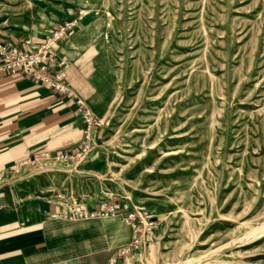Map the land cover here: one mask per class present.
<instances>
[{"label": "rangeland", "instance_id": "1", "mask_svg": "<svg viewBox=\"0 0 264 264\" xmlns=\"http://www.w3.org/2000/svg\"><path fill=\"white\" fill-rule=\"evenodd\" d=\"M66 22L51 51L74 97L39 81L84 115L82 101L89 141L0 173V187L64 209L125 205L80 218L129 226L112 264H264V0H0V33L20 39L0 34L9 48H37ZM68 38L94 106L65 75Z\"/></svg>", "mask_w": 264, "mask_h": 264}, {"label": "crops", "instance_id": "2", "mask_svg": "<svg viewBox=\"0 0 264 264\" xmlns=\"http://www.w3.org/2000/svg\"><path fill=\"white\" fill-rule=\"evenodd\" d=\"M2 34L8 45L20 40ZM74 41L59 44L70 64L65 75L78 96L94 106V83L81 61H74L82 52ZM89 128L76 105L45 83L20 74L0 78L1 174L15 171L34 155H72L89 141ZM61 208L46 197L0 187V264H112L129 238V226L115 217L49 218Z\"/></svg>", "mask_w": 264, "mask_h": 264}, {"label": "built area", "instance_id": "3", "mask_svg": "<svg viewBox=\"0 0 264 264\" xmlns=\"http://www.w3.org/2000/svg\"><path fill=\"white\" fill-rule=\"evenodd\" d=\"M71 28H73V26L70 22L58 25V27L52 31V36L45 44L31 49H21L15 46L9 48L0 38V77L7 72L15 73L18 70H22L27 76L48 83L54 90L65 94V96L71 101L74 95L71 93L68 84L64 81L61 74V65L63 64V61H58L55 53L51 51L53 42L62 36L70 34L72 32ZM26 42L29 44L30 41L27 40ZM55 68L58 70L54 75H51V70ZM78 103L80 108L85 110L83 113L86 121L90 125L92 122L91 118L89 116L87 117V114H89L88 109L84 106L81 100H78ZM87 148V145L84 146L83 151H86ZM40 156H47V153L41 154ZM65 157V155H57L58 159H65ZM35 161H37L36 155H34L33 158L27 159L25 164H31ZM62 204V206H65V209L63 208L59 214L55 211L51 215L54 217H68V219L77 220L88 217H104L108 216L110 213L123 215L127 212V207L125 205L120 206L118 203H113L111 206L110 204L102 203L100 207H98V210L94 211L87 210V208L82 207L81 204L78 205V201L73 198L69 199L68 203ZM137 215H140V213L135 209L134 212L128 213V218L134 220ZM128 218L126 219L130 221ZM134 224L135 223L132 225Z\"/></svg>", "mask_w": 264, "mask_h": 264}]
</instances>
